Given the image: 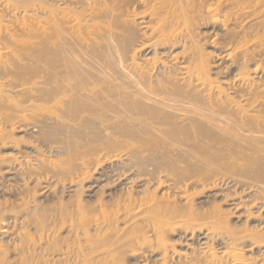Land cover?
<instances>
[{"label": "bare ground", "instance_id": "1", "mask_svg": "<svg viewBox=\"0 0 264 264\" xmlns=\"http://www.w3.org/2000/svg\"><path fill=\"white\" fill-rule=\"evenodd\" d=\"M0 264H264V0H0Z\"/></svg>", "mask_w": 264, "mask_h": 264}, {"label": "rangeland", "instance_id": "2", "mask_svg": "<svg viewBox=\"0 0 264 264\" xmlns=\"http://www.w3.org/2000/svg\"><path fill=\"white\" fill-rule=\"evenodd\" d=\"M175 242H176V243H175ZM177 242H178V241H176V240H172V241H171L172 244H175L176 246H178L179 243H177Z\"/></svg>", "mask_w": 264, "mask_h": 264}]
</instances>
